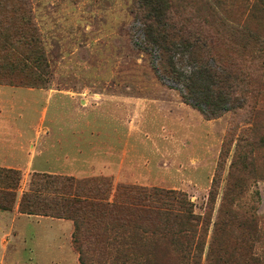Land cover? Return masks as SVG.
Returning a JSON list of instances; mask_svg holds the SVG:
<instances>
[{
  "label": "rangeland",
  "instance_id": "obj_1",
  "mask_svg": "<svg viewBox=\"0 0 264 264\" xmlns=\"http://www.w3.org/2000/svg\"><path fill=\"white\" fill-rule=\"evenodd\" d=\"M29 2L50 74L46 87L0 85V150L16 151L11 165L22 174L16 202L35 173L106 178L112 194L122 186L183 193L198 214L214 208L213 222L228 189L264 222V0H169L171 23L200 29L214 39L217 60L239 70L242 107L214 119L161 78L138 0ZM176 58L178 70L189 69L187 57ZM35 151L41 158L29 163ZM68 246L65 258L13 264H80L72 237Z\"/></svg>",
  "mask_w": 264,
  "mask_h": 264
},
{
  "label": "trees",
  "instance_id": "obj_2",
  "mask_svg": "<svg viewBox=\"0 0 264 264\" xmlns=\"http://www.w3.org/2000/svg\"><path fill=\"white\" fill-rule=\"evenodd\" d=\"M138 6L148 41L161 53L160 76L182 86L185 103L208 119L242 107L239 70L217 60L213 38L172 24L169 0H138ZM32 12L29 0H0V85L48 83L50 65ZM177 54L187 57L188 70L177 69ZM21 181L20 171L0 168V210L14 208ZM237 194L227 189L213 222L214 208L198 214L177 191L122 186L112 194L106 178L35 173L20 212L71 221L80 264H202L205 252L206 264H264V222L253 206H240ZM216 197L211 192L210 203ZM228 201L235 206H224Z\"/></svg>",
  "mask_w": 264,
  "mask_h": 264
},
{
  "label": "crops",
  "instance_id": "obj_3",
  "mask_svg": "<svg viewBox=\"0 0 264 264\" xmlns=\"http://www.w3.org/2000/svg\"><path fill=\"white\" fill-rule=\"evenodd\" d=\"M41 155L40 152H33L29 155V163L34 162L35 158L40 159ZM2 162L4 165L1 167L20 169L11 165L17 162L16 151L0 150V163ZM36 172L49 171L39 170ZM52 173L57 174L56 171ZM22 191L21 194L19 193L18 201L12 211L0 210V264H8L7 262L13 264L14 260L18 259L36 260L45 253L53 254L50 258L59 257V253L65 258V254L70 250L68 242L74 232V226L70 221L64 219L21 213L19 210L20 198L26 190ZM60 240L65 242V248L59 246Z\"/></svg>",
  "mask_w": 264,
  "mask_h": 264
}]
</instances>
